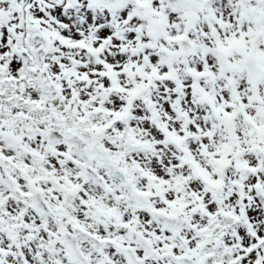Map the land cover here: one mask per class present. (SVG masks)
Segmentation results:
<instances>
[{
  "label": "snow or ice",
  "instance_id": "6c2138e0",
  "mask_svg": "<svg viewBox=\"0 0 264 264\" xmlns=\"http://www.w3.org/2000/svg\"><path fill=\"white\" fill-rule=\"evenodd\" d=\"M0 264H264V0H0Z\"/></svg>",
  "mask_w": 264,
  "mask_h": 264
}]
</instances>
